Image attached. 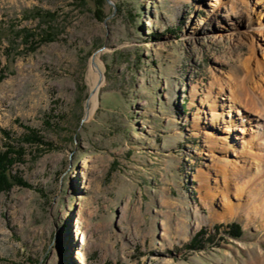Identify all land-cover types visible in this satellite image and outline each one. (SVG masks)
I'll list each match as a JSON object with an SVG mask.
<instances>
[{
  "label": "rangeland",
  "instance_id": "obj_1",
  "mask_svg": "<svg viewBox=\"0 0 264 264\" xmlns=\"http://www.w3.org/2000/svg\"><path fill=\"white\" fill-rule=\"evenodd\" d=\"M242 1L0 0V153L23 149L10 173L28 184L0 193V264H248L264 253L261 219L214 218L237 202L220 182L233 156L210 153L214 130L193 120L209 86L255 87L224 32L264 16ZM24 30L54 39L31 50ZM95 54L104 84L83 120ZM25 127L39 143L22 141Z\"/></svg>",
  "mask_w": 264,
  "mask_h": 264
},
{
  "label": "bare ground",
  "instance_id": "obj_2",
  "mask_svg": "<svg viewBox=\"0 0 264 264\" xmlns=\"http://www.w3.org/2000/svg\"><path fill=\"white\" fill-rule=\"evenodd\" d=\"M215 1L217 4H211V9L219 8L220 2ZM250 1H242L247 10L251 9L252 12L258 10L260 15L264 14V0H252L253 9L248 6ZM233 16L229 14L228 21H233ZM236 23L237 26L233 25L231 29L223 27V31L226 30L225 36H228L231 42L230 52L238 51L235 54L240 59L244 56L241 59L242 70L245 78L253 80L255 87L252 90L239 86L240 90L235 92L230 79L215 88L209 86L205 96L199 101L201 107L193 120L195 122L203 120L209 129L214 130L215 138L207 136L210 153L217 150L222 156L230 152L233 156L221 173L220 182L224 197L232 193L236 196L237 202L226 201L222 213L213 212L214 218L217 220L232 217L242 209L240 212L244 213L247 221L259 218L264 225V59L260 58L264 53V16L255 21L248 15ZM193 25L189 35L195 32V28H199V23ZM244 46L245 52L242 49ZM87 80L90 92L85 111L90 118L99 89L104 84L103 64L99 54L93 57L89 65ZM206 134L213 135L210 131H206ZM233 136L237 142L233 141ZM209 161L210 163L205 165L207 171L213 166L211 158ZM232 180L241 181L236 183ZM209 206L212 207L211 202ZM248 264H264V253L252 258Z\"/></svg>",
  "mask_w": 264,
  "mask_h": 264
},
{
  "label": "trees",
  "instance_id": "obj_3",
  "mask_svg": "<svg viewBox=\"0 0 264 264\" xmlns=\"http://www.w3.org/2000/svg\"><path fill=\"white\" fill-rule=\"evenodd\" d=\"M36 15L40 18L53 17V15L49 12H46L45 14L38 13ZM24 32V42L29 44L31 50L42 43L51 42L54 39V36L49 33H46L44 36H41L39 39H37V34H34L29 30H24ZM3 77V74H0V81L3 79ZM25 128L27 129V134L24 135L22 141L26 143H39L40 139L37 135V132L33 131L31 128ZM3 134L4 137L8 138V134L6 132H3ZM4 148V151L0 153V193L3 191H8L13 185L27 187L28 184L22 180L20 176L12 175L10 173L12 165L22 157L23 149H16L11 144H6ZM225 227L230 229L228 232L229 235L233 236L234 238L240 237L241 227L238 224L230 223L225 225ZM205 234L206 230L202 229L196 234V236H194L192 243L190 244L191 249L196 250L203 247L199 241L204 237Z\"/></svg>",
  "mask_w": 264,
  "mask_h": 264
},
{
  "label": "water",
  "instance_id": "obj_4",
  "mask_svg": "<svg viewBox=\"0 0 264 264\" xmlns=\"http://www.w3.org/2000/svg\"><path fill=\"white\" fill-rule=\"evenodd\" d=\"M99 52V51H98ZM96 55V54H95ZM94 55V56H95ZM93 59V58H92ZM92 59H91V61H92ZM86 107H87V101H86V103H85V110H86ZM88 119V117H87V115H86V111L84 112V116H83V120H87Z\"/></svg>",
  "mask_w": 264,
  "mask_h": 264
}]
</instances>
